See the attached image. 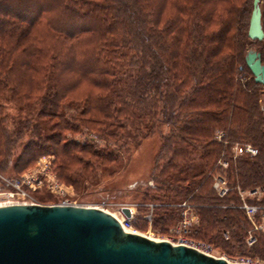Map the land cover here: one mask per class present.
<instances>
[{
  "label": "trees",
  "instance_id": "1",
  "mask_svg": "<svg viewBox=\"0 0 264 264\" xmlns=\"http://www.w3.org/2000/svg\"><path fill=\"white\" fill-rule=\"evenodd\" d=\"M251 3L0 0V164L28 133L13 169L50 152L58 176L76 182L69 164L95 167L119 152L69 141L68 133L90 129L126 152L158 134L147 185L157 201L155 220L174 223L180 210L173 204L187 200L199 238L228 250L221 231L243 234L247 222L234 207L235 190L219 197L212 175L227 173L232 185L264 189V87L244 62L255 49L264 64V39L247 37ZM260 8L264 30V1ZM6 101L37 103L38 123L8 131ZM234 143L258 152L233 160ZM220 157L229 162L225 171ZM251 247L249 253L264 257L260 235Z\"/></svg>",
  "mask_w": 264,
  "mask_h": 264
},
{
  "label": "rangeland",
  "instance_id": "2",
  "mask_svg": "<svg viewBox=\"0 0 264 264\" xmlns=\"http://www.w3.org/2000/svg\"><path fill=\"white\" fill-rule=\"evenodd\" d=\"M262 1L264 0H260V2ZM259 102L264 113V90ZM4 105L5 124L8 131L26 125V123H29V125L38 123L36 118L37 103L19 107L12 101H6ZM72 111L70 109V112ZM28 136V133L24 135L23 139L18 141L16 147H14L9 160L5 162L4 159L2 164H0V191L12 189L8 179H18L26 175L34 176L36 173H41L43 171L42 164L47 163L51 178L45 177L41 186L36 183L32 187L23 185L22 188L25 191V195L21 198L22 202L26 204L55 205L65 201L73 205L97 207L103 209L106 213H121V209L127 207L133 214L131 220L133 230L146 237L159 238L173 244H178L180 238H188L210 246L212 255L223 257L232 262L240 256H250L264 261V257L249 253V248L252 247L248 248L245 244V233L237 234L238 237H233L228 230L221 231L220 236H222L223 240L230 242L231 247L228 250L220 248L214 242L199 238L195 231L198 224V216L187 200L173 204L176 209L179 208L180 210V216L174 223L164 225L155 220L158 212H156L154 207L157 205V201L149 197L153 195V191L148 189L147 185L149 184L148 175L150 168L153 166L154 157L160 145L158 134L142 138L139 142L132 144L130 150L126 152L120 150L119 146L112 145L107 140L98 137L90 129L81 128L78 132L68 133L69 141L92 145L99 150L112 149L119 152L117 160L102 162L95 165V167L79 162L69 164L67 169L72 173V177L76 182H69L64 177L58 176V172L54 168L55 165H52L54 156L50 152L40 154L25 167L17 170L13 169V165L19 161L17 159L28 140ZM232 146L229 147L228 153L232 151ZM82 158L84 161L89 159V157L84 155ZM227 167L221 170L225 171ZM241 213L248 227L250 221H248L249 219L243 211ZM185 214L187 215L186 220H184ZM184 221L186 224H181ZM261 237L263 238V235Z\"/></svg>",
  "mask_w": 264,
  "mask_h": 264
},
{
  "label": "water",
  "instance_id": "3",
  "mask_svg": "<svg viewBox=\"0 0 264 264\" xmlns=\"http://www.w3.org/2000/svg\"><path fill=\"white\" fill-rule=\"evenodd\" d=\"M247 37L262 40L260 0H252ZM244 62L264 87V64L255 49ZM128 217L130 210L121 209ZM0 264H232L181 244L124 232L118 220L92 206L0 205ZM236 264V263H235Z\"/></svg>",
  "mask_w": 264,
  "mask_h": 264
},
{
  "label": "built area",
  "instance_id": "4",
  "mask_svg": "<svg viewBox=\"0 0 264 264\" xmlns=\"http://www.w3.org/2000/svg\"><path fill=\"white\" fill-rule=\"evenodd\" d=\"M222 133L216 131L215 138L220 140ZM257 149L251 144L244 143L238 144L234 143L231 151V159L235 160L237 157L241 156H255L257 154ZM218 166L221 169H224L228 166L229 162L223 157L218 159ZM43 171L41 173H36L34 176L26 175L18 179H8L12 189L0 191V205L22 203L21 198L25 195L23 190V185L27 187H32L35 183L38 186H41L45 177L51 178L49 165L42 164ZM212 188L219 197L227 195L230 191L235 190L238 197L239 203L234 206L243 211L245 216L249 219L250 225L245 229V244L249 247L253 246L257 240L258 235H263L264 238V204H260V201L263 196V187H255L251 189H244L238 185H232L228 182L227 177L224 174L216 172L212 175ZM24 203V202H23ZM26 204V203H24ZM61 204L68 205L65 201ZM186 214L184 220H186ZM133 214L130 212L129 216H124L123 222L124 225L128 228H132L131 220ZM181 224H186L185 221ZM133 229V228H132ZM178 244L191 247L201 253H204L209 256L216 257L212 255L210 246L202 243L190 240L188 238H180ZM177 244V245H178ZM233 263L235 264H264V261L250 256H240L234 259Z\"/></svg>",
  "mask_w": 264,
  "mask_h": 264
},
{
  "label": "bare ground",
  "instance_id": "5",
  "mask_svg": "<svg viewBox=\"0 0 264 264\" xmlns=\"http://www.w3.org/2000/svg\"><path fill=\"white\" fill-rule=\"evenodd\" d=\"M25 203V202H24ZM103 210V209H102ZM110 213V212H108ZM111 215H113L117 220L118 222L120 223V225L122 226V229L124 232H130V233H137V234H140L142 235L141 233L137 232L136 230H133L132 228H128L124 225V222H123V218H124V215L123 213H119V212H116V213H110ZM149 239H152L154 241H161L159 238H154V237H148ZM173 244V243H171ZM173 245H177V244H173ZM223 258V257H222ZM225 259V258H224ZM227 260V259H226ZM229 263H232L234 264L232 261L230 260H227Z\"/></svg>",
  "mask_w": 264,
  "mask_h": 264
}]
</instances>
